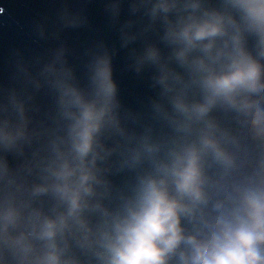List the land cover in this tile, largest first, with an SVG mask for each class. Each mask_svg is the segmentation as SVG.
Instances as JSON below:
<instances>
[{
  "label": "clouds",
  "instance_id": "1",
  "mask_svg": "<svg viewBox=\"0 0 264 264\" xmlns=\"http://www.w3.org/2000/svg\"><path fill=\"white\" fill-rule=\"evenodd\" d=\"M55 2L0 80V264H264V0H101L78 64Z\"/></svg>",
  "mask_w": 264,
  "mask_h": 264
},
{
  "label": "water",
  "instance_id": "2",
  "mask_svg": "<svg viewBox=\"0 0 264 264\" xmlns=\"http://www.w3.org/2000/svg\"><path fill=\"white\" fill-rule=\"evenodd\" d=\"M77 6V0H73ZM0 7L5 9L0 14V80L7 81L10 74V53L19 48L26 56L43 52L52 46V41H37L32 32L33 22L44 17L54 18L59 4L55 0H0ZM92 28L79 31H66L64 39L74 54L70 57L73 63H79L78 54L83 47L96 39H104L109 44L117 43L116 34L107 26L101 0H93L87 5ZM116 75L120 81L122 97L126 103L135 105L149 94L146 81L138 80L132 73L122 71L123 54L116 58Z\"/></svg>",
  "mask_w": 264,
  "mask_h": 264
}]
</instances>
